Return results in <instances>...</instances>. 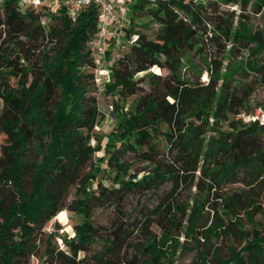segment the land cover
I'll list each match as a JSON object with an SVG mask.
<instances>
[{
    "label": "trees",
    "instance_id": "1",
    "mask_svg": "<svg viewBox=\"0 0 264 264\" xmlns=\"http://www.w3.org/2000/svg\"><path fill=\"white\" fill-rule=\"evenodd\" d=\"M219 2L238 3L241 10L249 4L255 12L264 8V0L130 3L123 41L126 49L108 64L109 80L102 84L117 95L113 97L111 124L105 134L97 133L95 144H91L84 127L93 123L99 113L92 93L98 88L94 62L88 49L96 28L95 4L82 7L75 22H71L64 6L47 8L42 13L21 9L16 0H0V133L4 135L0 193L2 187H11L8 199L0 194V264H28L41 240L42 255L48 264H163L177 241L171 227L176 232L188 230L198 240L194 228L200 209L197 207L192 217L186 216L190 226H183L176 211L181 212L182 218L185 209L178 202L175 207L169 202L174 200L175 189L198 186L203 178L214 184L234 180L239 168L248 175H264V131L232 117L248 104L254 85H264V61L225 67L222 55L211 56L204 51L208 41L224 37L233 41L232 50L240 53L246 48L248 55L253 56L264 51V35L246 32L243 26L232 29L222 13L217 15L211 30L205 22L206 7ZM143 11L159 24L152 38L132 29L133 16ZM44 14L57 22L42 24L40 17ZM242 16V12L237 15L238 19ZM133 32L137 37L130 42L127 38ZM39 39L56 41L52 54L45 48L38 50ZM191 52L203 56L206 80L198 79L202 70L195 81L183 77V60L188 61ZM151 67L153 72L145 73ZM140 72L144 73L135 78ZM234 74L240 79L251 78L243 82L232 79ZM141 82L148 87L144 88ZM130 96L132 100L126 103ZM120 99L122 105L118 104ZM210 115L216 131L206 135ZM192 116L203 125L186 121ZM220 123L227 127L217 129ZM161 124L165 129H161ZM158 132L176 152L171 162L154 161L157 152L151 141ZM143 146L147 149L143 150ZM29 150H34L39 158L30 159ZM127 150L155 165L130 168L131 164L121 159V153ZM99 151L97 160L109 153L105 163L113 162L115 167L109 186L96 178L103 167L99 163L93 165L92 154ZM88 163L91 168L84 170ZM165 180L171 181L163 198H167L166 204L161 201L151 208L141 225L147 233L149 225H159L160 235L148 234L138 252L129 257L121 255L132 233L130 223L113 222L109 227L95 224L90 218L92 200L110 199L115 209L121 210L120 201L127 192H144ZM72 186L75 197L68 200ZM240 195L234 192L222 199L229 211L234 207L244 209ZM63 208L80 215L73 225L74 235L56 233V221L52 230L45 232L44 224L55 214L65 223ZM223 229L220 230L226 231ZM54 236L61 238V247L51 243ZM97 239L102 240L103 250L94 253L91 262L77 258L81 246ZM244 239L240 248L231 247L224 258L214 253L216 264H264V234L253 229L246 232ZM206 255L205 250L199 251L190 264H214Z\"/></svg>",
    "mask_w": 264,
    "mask_h": 264
},
{
    "label": "rangeland",
    "instance_id": "2",
    "mask_svg": "<svg viewBox=\"0 0 264 264\" xmlns=\"http://www.w3.org/2000/svg\"><path fill=\"white\" fill-rule=\"evenodd\" d=\"M132 1L137 2L139 0H128L125 4L121 5L126 17L130 16L129 5ZM45 10L46 9L42 8V13H44ZM239 12H242L243 14L240 19L237 17ZM219 13H222L228 18L227 21L232 25V29L236 27L240 29L241 26H243L246 32H261L262 35H264V8L259 12H255L250 5L247 4L245 9L241 10L238 3L232 2H219L215 4V6H208L205 11V22L209 24L211 30L214 28V24L218 20L217 15ZM44 15L47 16V21L49 23L52 24L57 22L53 17H50L47 14ZM133 24L132 29L134 31L143 32L149 38L153 37L159 27V24L145 11L136 13L133 16ZM232 44V40H226L224 37H219L208 41L204 46V51L207 55L209 52L211 56H213V54L218 56L222 55L223 65L225 67L236 64L246 65V62L248 61L253 62L256 60L259 63L264 61V51L249 56L245 50H241L240 53L232 50ZM54 45H56L55 40L49 43L46 39H39L37 47L38 50L41 51L45 48L47 49L46 51L48 54H52V47ZM119 47L121 48V46ZM122 49L125 50L126 48L122 47ZM187 57L188 61L183 60V66L181 69L183 77L195 81L198 72L202 70L198 79L200 81L206 79L207 75L203 70L205 67L203 56L198 55L196 52H191ZM155 70L157 71L156 68ZM222 70L225 71V68ZM148 72H153V69L150 68L145 71V73ZM143 73L144 72L137 73L135 78L140 77ZM250 78L251 75L246 79H240L238 74L232 76V79H240L243 82L249 81ZM11 83H14V79L11 80ZM141 85L144 88L148 87L145 82H141ZM254 86L256 87L248 101L249 103H255L264 98V87L260 86L259 83ZM92 93L96 96L99 113L95 115L94 122L87 124L84 127V130L90 135V143L95 144V140L97 139L96 134H105L110 127L111 121L109 117L112 116L113 107L110 109L109 104L113 103V97H116L117 95L106 90L103 85L99 90L95 89ZM131 100L132 96L127 97L126 103H129ZM118 104L122 105L121 99ZM186 121H191L200 126L203 125L200 120L193 116ZM213 126V117L210 115V117H208V125L206 126V135L215 133L216 130H213ZM226 127L227 125L225 123H220L216 128L223 129ZM161 129H165V125L161 124ZM3 142L4 135L0 133V152ZM151 142H154L155 150L157 152V154L154 155V161H173L176 152L174 149L170 148L169 140L164 137L162 132L154 134ZM142 149L146 150L147 148L146 146H143ZM101 152L99 151L92 154V163L94 166L99 163L101 167H103V170L98 173L96 178L98 181H101V183L109 186L112 183L115 167L112 164L113 162H110L108 165L105 163L109 153H106L102 160H97V156L100 155ZM28 157L37 160L39 155L36 154L34 150H29ZM121 159L129 162L131 164L130 168L132 169L143 166L151 168L155 165V162L143 161L133 150H127L121 153ZM90 168L91 165L88 163L84 170ZM195 174H198V171H196ZM25 178H28L27 174L25 175ZM210 184L212 185L211 187ZM170 188L171 181L165 180L161 182L158 187H152L144 192L129 191L120 201L121 210L115 209L114 203L111 202L110 199H93L90 209V218L95 224L107 227L113 222H129V229H132V233L126 246L121 251V255L129 257L138 252L142 243L146 241L149 236L148 234L160 235L161 228L159 225H149L148 233L142 230L141 225L146 220L145 214H148L151 208L155 207L161 201L166 204L167 198H163L166 197ZM10 189L11 187L4 186L1 188L0 194H3L8 199L11 196ZM74 189V186L70 188L67 198L68 200L75 197ZM234 192L241 193L240 196L243 201L244 209L234 207L232 208V211H229L223 204L222 199L231 196ZM169 202L173 207H175V203L178 202L185 209L184 217L180 218V211H176V215L181 219L182 225H188V227L190 226V222L186 219V216L192 217L193 213L195 215L196 208L199 207L200 210L196 216V226L194 228L197 232L198 240H195V235L189 233L188 230L176 232V229L171 227L172 234L176 237L177 241L174 243L175 247L169 249L170 253L168 254V258L162 261L163 264H190L193 260L195 261L197 259V253L204 250L207 252L206 256L208 261L216 264L213 254L216 253L222 258L228 256L231 247L238 249L245 243L244 236L246 232L250 233L253 229H257L259 234H264V175L256 176L255 173L248 175L247 171L239 168L237 178L234 180L225 179L214 184L211 183L209 178H203L198 186H195L194 184L184 185L175 189L174 200H169ZM256 206L259 208H255ZM62 210L66 213L65 223L55 218L56 214L52 217L54 219L53 221L58 223L56 233L73 236V225L79 220L80 215L66 208H63ZM215 213H217V216H215ZM220 229L226 231H221ZM248 238H251V234H249ZM51 243L54 247L59 248L62 246V241H59L57 236H54ZM43 247L44 242L41 240L39 242L38 251L35 254V257L37 258L36 264H48L42 255ZM102 250V240L97 239L88 246H81V249L77 253V258L84 257V263L91 262L92 255ZM28 264H30V259Z\"/></svg>",
    "mask_w": 264,
    "mask_h": 264
},
{
    "label": "built area",
    "instance_id": "3",
    "mask_svg": "<svg viewBox=\"0 0 264 264\" xmlns=\"http://www.w3.org/2000/svg\"><path fill=\"white\" fill-rule=\"evenodd\" d=\"M21 9H32L34 11L59 8L64 6L70 21L75 22L80 9L90 3L96 6V28L88 41L90 57L94 62L93 73L94 81L99 90L104 81L109 80L108 64L114 62L122 53L124 45L125 29L128 25V17L122 10L123 4L128 0H16ZM40 22L45 24L47 16L42 15ZM137 37L133 32L128 36V41ZM123 40V41H122ZM121 46V48L119 47ZM247 51V49H243ZM107 51L108 54H107ZM248 54V51H247ZM152 69L154 67H151ZM207 78V77H206ZM206 80V79H204ZM264 87V85H262ZM112 108V104H109ZM232 117L245 124H255L264 131V98L249 103L239 108L232 114ZM54 219H49L43 226L45 232H50L53 227ZM61 241V238L58 237ZM30 264H36L37 258L34 254L30 255Z\"/></svg>",
    "mask_w": 264,
    "mask_h": 264
}]
</instances>
